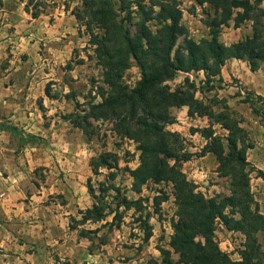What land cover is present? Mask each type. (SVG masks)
Here are the masks:
<instances>
[{
  "label": "rangeland",
  "instance_id": "374dc122",
  "mask_svg": "<svg viewBox=\"0 0 264 264\" xmlns=\"http://www.w3.org/2000/svg\"><path fill=\"white\" fill-rule=\"evenodd\" d=\"M7 2L14 12L7 17L0 15V198L5 192H10L8 187L13 185L10 193L20 191L21 194L12 195L11 202L22 208L29 209L28 205L33 203L63 204L69 200L66 199L67 194L77 202L83 184V194L86 192L88 198H84L81 207L73 206L74 215L68 218V222L76 226L72 229L75 230L74 237L67 246L69 255L63 259L56 255L60 264H152L155 261L161 264L162 247L171 250L177 261L179 255L170 244L174 233L173 221L178 217L173 183L149 180L140 192H136L130 169H136L140 164L138 143L115 133L111 120L92 119V135L70 121V114H84L85 109L89 110V102L101 100L98 92L100 86H104L103 69L97 61L95 46L89 42L90 35L84 23L74 14V10L82 6V1ZM179 2L186 22L192 15L205 24L214 15V9L208 2ZM27 4L30 12L26 10ZM36 6L49 14L53 12L50 18L42 14L41 18L47 21L54 20L60 11L71 12L76 29L63 38H72V50L62 48L56 53L45 44L43 33L48 34L44 30L46 24L32 23L31 12ZM150 26L156 31L155 21ZM207 30L201 25L203 34ZM183 41L181 37L179 42ZM178 74V78L184 75ZM141 76V69L133 60L124 79L134 87ZM168 83L173 89L180 84L174 80ZM247 96L246 91L239 100L243 101ZM210 98L214 99L209 97L210 102ZM252 98L258 109L264 111L257 96L252 95ZM222 105L225 109L218 113L229 111L234 118H239L238 109L230 110L225 102L220 103V108ZM171 112L173 114L172 108ZM209 123L208 118L207 122H200L197 129ZM180 124L184 128L178 125H173V128L181 129L179 133L184 138L185 151L193 154L189 160L179 161L182 171L206 197L230 195L231 177L220 173L216 155L205 148L208 140L199 135L190 137L189 133L196 128L185 120ZM14 126L16 130L12 129ZM215 129L221 137L228 132L219 125ZM105 152L117 154L118 167L91 165L92 159ZM90 184L98 199L91 195ZM39 189L44 192L42 200L37 199ZM124 198L130 200L129 206L124 204ZM96 202L103 204V218L83 221L80 210L91 208ZM1 210L7 214L0 204V219L5 221ZM216 222L215 234L222 250L233 259H241L240 250L244 248L246 235L229 229L221 220ZM3 253L0 248V264H9Z\"/></svg>",
  "mask_w": 264,
  "mask_h": 264
},
{
  "label": "trees",
  "instance_id": "16d2710c",
  "mask_svg": "<svg viewBox=\"0 0 264 264\" xmlns=\"http://www.w3.org/2000/svg\"><path fill=\"white\" fill-rule=\"evenodd\" d=\"M81 1L74 14L84 23L89 42L95 46L104 86L98 92L101 100L89 102L84 114H70V121L92 135V119L111 120L115 133L138 143L140 164L130 169L136 192L149 180L173 183L178 217L173 221L170 244L179 259L175 261L172 251L162 247L161 264H264L258 237L264 231V214L251 191L250 175L255 168L247 159L251 147L248 131L229 111L217 113L209 103L197 99L195 84L188 78L174 90L168 83L180 71L200 69L210 79L220 74L230 58L247 61L252 71L260 69L264 62V0H197L199 4L208 2L214 9L212 18L205 21L211 38L199 41L189 36L188 27L182 23L184 12L179 0ZM26 10L31 11L28 4ZM43 12L36 6L31 14L38 17ZM152 21L157 23L156 31L150 26ZM231 21L235 27L251 21L253 34L230 45L222 43L221 30ZM181 37L183 42H179ZM133 60L142 76L131 87L124 76ZM252 95L248 92L244 101L253 105ZM257 99L264 108L263 96ZM182 105L189 106L190 116L197 113L210 119L208 126L192 131H200L208 140L205 148L216 155L220 173L231 177L230 195L206 197L182 171L179 161L189 160L193 154L185 151L182 134L167 128L176 122L171 108ZM253 111L264 120V111L255 106ZM215 124L227 129V134L218 136ZM91 165L118 167L119 159L117 154L105 152L92 159ZM257 174L264 177L263 170L258 169ZM90 193L98 199L91 184ZM123 201L129 206V199ZM104 211L103 204L96 202L80 213L83 221L100 220ZM218 220L246 235L241 259H233L220 247L215 234ZM70 227L76 228L73 224Z\"/></svg>",
  "mask_w": 264,
  "mask_h": 264
},
{
  "label": "crops",
  "instance_id": "0c3cea01",
  "mask_svg": "<svg viewBox=\"0 0 264 264\" xmlns=\"http://www.w3.org/2000/svg\"><path fill=\"white\" fill-rule=\"evenodd\" d=\"M11 10L12 8L8 7L7 0H3L0 3V15H6L7 17V15H11L14 12ZM70 13L69 10L60 11L52 21H47L41 17L44 15L50 18L53 12L49 14L47 11L41 13L38 17H33L32 23L43 22L46 24L44 30L48 34L43 33V37L46 38L45 44L51 46L56 53H59L62 48H65V50L67 48L73 49L72 45H74V42L72 38L70 37L71 39L68 40L63 38L67 33H74L76 29L73 24L74 18ZM182 23L188 27L191 38L198 41L203 38H211L210 29L202 20H197L190 15L189 21L186 22V18L183 17ZM201 25L208 29L205 34L201 31ZM252 34L251 21H247L239 27H235L234 22L231 21L230 25L223 26L219 39L222 43L230 45ZM180 73L184 75L178 78L180 75L177 74L172 80L180 83V86L188 78L190 82L195 84V97L211 104L216 112L225 109V105L220 108V103L223 102L229 105L230 110L238 109L237 113L241 119L240 125L248 131L251 142V147L247 152V159L256 170L264 171V120L260 114L254 113L253 107L258 108L256 104L250 105L244 100H239L243 98L246 91L253 93L255 96L261 95L264 98V62L260 69L252 71L247 61L230 58L222 66L220 74L212 76L210 79L207 72L203 69L188 72L180 71ZM209 97H214V99L210 98V102ZM216 102L219 103L216 104ZM172 109L176 117V122L172 123V125L169 124V129H172V131L177 130L179 132L184 128V125L180 124L182 120H185L189 126H193L196 129L199 128L200 122L208 121L206 115L200 116L196 113L194 116H190L188 105L173 107ZM173 125H178L181 129L173 128ZM217 125L221 127L220 124H215V127ZM200 128H204V126L200 125ZM189 135L190 137L197 135L204 137L199 131L190 132ZM201 158H204V156ZM251 175L253 193L261 213L264 214V177L259 176L255 170L252 171ZM8 188L10 192L13 191V185ZM10 192H5L0 198L1 207H4L7 213L5 215L4 211L1 210L5 221L2 218L0 219V248L4 252L3 255L8 258L6 262L9 264H43L46 261V264H60L57 262V256L63 259L69 255L67 246L71 242L70 239L74 237L75 230L70 228V223L68 222V218L72 214L74 215L73 206L81 207L84 198H88L85 194L86 192L83 194V184H81V197L77 202H73L72 196L67 194L66 199L69 200L66 203H33L32 206L28 205L29 209L13 205L15 203L11 202L12 195L21 194V192ZM38 193L40 195L37 199L42 200L44 192L39 189ZM31 214L35 215V217L31 218ZM258 237L264 249V231L259 232ZM29 247L33 249L30 250ZM15 258L17 260L14 261Z\"/></svg>",
  "mask_w": 264,
  "mask_h": 264
}]
</instances>
